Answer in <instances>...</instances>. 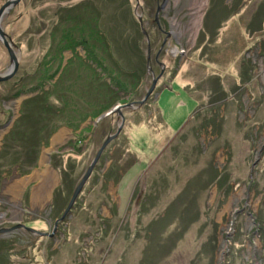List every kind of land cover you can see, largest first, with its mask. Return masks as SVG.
<instances>
[{
    "label": "rangeland",
    "instance_id": "obj_1",
    "mask_svg": "<svg viewBox=\"0 0 264 264\" xmlns=\"http://www.w3.org/2000/svg\"><path fill=\"white\" fill-rule=\"evenodd\" d=\"M8 1L0 0V8ZM128 1L134 16L129 32L135 34L136 0ZM162 1L140 0L139 13L151 39L149 65L156 73L165 71L164 78L144 105L124 111L121 135L106 147L77 199L80 204L58 223L53 237L24 229L0 233V251L4 241L12 244L7 264H264V26L256 32L248 28L257 10L264 13V0H226L224 4L215 0L216 7H225L226 12L223 7L220 12L227 17L216 42H210L216 15H207L209 0H168L162 24L179 34V54L185 59L176 74V61L169 53L159 58L166 68L154 61L165 37L155 22ZM105 2L21 0L5 17L2 27L21 50V57L17 74L0 82V150L4 136L21 115L22 103L36 93L14 97L25 81L36 83L42 78L40 64L51 46L59 6H90L88 17L99 23ZM206 18L210 27H204ZM140 40L141 53L136 48L130 53L140 64L137 56L144 57L143 73L139 84L124 96L128 102L143 99L153 82L148 65L145 69L146 38ZM77 53L86 56L82 47ZM74 55L66 51L63 66ZM9 65V52L0 39V73ZM194 99L201 108L196 112L202 117L197 119L193 118ZM209 107L219 108L213 121L205 125L203 109ZM94 120L89 117L77 130L59 128L41 148L37 165L26 174L17 166L7 171L1 166L0 228L24 223L53 233L97 150L119 123L114 114L86 130ZM83 132L86 138L79 141ZM212 163L229 177L231 187L226 195L215 180L211 183L212 170L206 172ZM113 165L119 166V173L110 181L104 179ZM66 167L70 175L62 183L61 170ZM190 202L198 209H191ZM170 204L169 211L175 204L177 208L168 214ZM142 208L148 213L139 216ZM197 210V218L192 219L191 212ZM163 215L161 222L171 226L163 234V228L156 229V238L148 241L142 227ZM155 225L148 228V234H155ZM137 228L140 232L131 236ZM211 243L214 249L209 258L206 251L210 252Z\"/></svg>",
    "mask_w": 264,
    "mask_h": 264
},
{
    "label": "trees",
    "instance_id": "obj_2",
    "mask_svg": "<svg viewBox=\"0 0 264 264\" xmlns=\"http://www.w3.org/2000/svg\"><path fill=\"white\" fill-rule=\"evenodd\" d=\"M60 1L65 2L68 0ZM105 1L104 16L101 14L99 23L93 17H88L87 7L90 6H80L81 4L71 5V7L67 5L59 6L58 11H56L57 22L53 24L54 30L50 37L51 46L40 64L43 71L41 80L36 83L25 81L15 91L14 97L22 93H36L25 100V103H22L20 117L16 120L9 133L4 136V146L0 150V168L4 164V170L7 171L10 166H17L16 169H19L21 174L28 173L31 168L37 165L41 148L47 145L51 136L59 128L66 126L77 130L89 117L94 120L115 104L128 103L124 96L134 90L139 84L138 80L141 79L144 62V57L142 56H137V60L141 59V64L138 61H134L132 58L133 54L131 55L130 51L136 48L141 53L139 47L140 38L145 37V35L137 16L135 17L137 18L135 19L137 29L133 28L135 34L129 32L132 30L129 23L134 20V16L130 15L128 0ZM80 7L81 10L79 11ZM216 18L213 21L215 27L213 29V40L210 42H216L218 29L227 20V17L223 18L222 21ZM257 18L259 19L258 23L255 21ZM204 25V27H210L207 21ZM263 26L264 13H259V10H257L248 28L250 31L256 32L262 31ZM79 47L86 51L85 57L77 53V48ZM68 50L73 51L75 55L63 66L64 53ZM134 54L138 55L139 53ZM146 66L147 58L145 59V69L147 70ZM62 68L63 70L58 80L53 82V78ZM29 85L30 88L28 89ZM47 85L49 86L48 89H46ZM195 103L193 118L195 116V119H197L199 116L202 117V115L196 112L200 105L197 100H195ZM218 108L209 107L203 109V111L207 112V115L203 118V124L207 125L213 121L212 118L216 117L215 110ZM93 127L94 125L92 124L86 127V130L91 131ZM85 132L78 135L79 141L86 138ZM73 145L76 144L73 143ZM99 165L97 164L96 166L98 167ZM69 168L72 167L70 166ZM209 169L210 171L212 170L211 183L215 180L217 186L223 188V193L225 192L226 195L231 187V185H227L229 181L228 175L226 173L222 174L213 166V163L211 167L208 166L206 172ZM4 170H0V179L1 172H4ZM119 171V166L114 167L113 165L112 168H109L104 173V179H109L110 181L114 174L119 173ZM61 174L62 183H65L68 179L67 176L70 175L67 167L61 170ZM184 191L186 190H183L180 194H184ZM180 201L182 202V200ZM192 203L188 204L189 207L193 210L198 209L197 205L195 203L192 205ZM78 204H80L79 201L75 204L76 208ZM172 204L168 205V211ZM176 208L177 205L175 204L172 207V211ZM172 211L170 210L168 214ZM145 212V208L144 210L142 208L139 216L145 214ZM196 212H200V210L192 211L191 215ZM165 216H159L157 219L152 218L149 225L147 224V228L145 225L142 227V230L146 229L147 231L148 241L156 238V229L163 228L164 231L161 233L163 234L171 226L168 222H161L165 219ZM196 218L197 216L194 214L192 219ZM186 221L190 223V220L187 219ZM155 223L159 226L163 225V227H157L158 225L156 226ZM152 225H155L153 229L154 235L148 234V232H151L148 228ZM124 228L127 232L130 229L128 226ZM139 232L140 230L137 228L132 232L131 236H135ZM9 243V241H4V252L0 251V264L8 263L9 251H11L12 247V244ZM213 249L214 244L211 243L210 252L208 249L206 251V255L209 258L212 256Z\"/></svg>",
    "mask_w": 264,
    "mask_h": 264
},
{
    "label": "water",
    "instance_id": "obj_3",
    "mask_svg": "<svg viewBox=\"0 0 264 264\" xmlns=\"http://www.w3.org/2000/svg\"><path fill=\"white\" fill-rule=\"evenodd\" d=\"M20 1L21 0H9L5 5H3L0 8V39L4 43L5 47L7 48L8 52H9V55H10V65L8 66V68L3 73H0V82H5V81L12 79L17 74V72L20 68V57H21L20 51L21 50L18 48L16 49V46L12 40V37L8 33H6L2 27V22L5 19V17L8 15L10 10L14 6H16L20 3ZM167 2H168V0H163L162 3L158 5V8H157V11L155 14V22L158 25H160L161 14L164 11V8H165ZM140 8H141L140 0H136V9H135L136 15L138 17V20L140 21V24L142 26V31H143V34L145 35L147 45H148L149 55H147V65H148V72L152 71V80H153L151 87L147 90L143 99H141L137 102L133 101V102H128V103L117 104L112 109H110L108 112L101 114L96 120H94L93 125L95 126L103 118H105L109 115H112V114H117L118 119H119V123H118V126H117L115 132L110 133L106 137L105 141L102 143L100 148L97 150V153H96L95 157L93 158V160L91 161L87 171L85 172V174L83 175L79 184L75 188L73 196L71 198V201H70L69 205L67 206L65 212L63 213L62 217L57 219L55 227L53 228V233L39 231L38 229L27 226L24 223H17L15 225H13L12 227L0 228V233L10 232V231L16 230V229H24V230L28 231L29 233L40 236V237H44V236L53 237L57 231L58 223L66 218V215L72 210L73 206L77 202L79 195L81 194L86 182L91 177L93 170L95 169L96 165L98 164L104 150L122 132L124 125H125V122H126L124 110H128V109L136 110V109L140 108L142 105H144L146 103V101L149 99V97L154 93V90H155L157 83L160 79V75L155 76L153 73L152 67L149 65L150 64L151 41H150V35L144 26L143 14L139 13Z\"/></svg>",
    "mask_w": 264,
    "mask_h": 264
},
{
    "label": "flooded vegetation",
    "instance_id": "obj_4",
    "mask_svg": "<svg viewBox=\"0 0 264 264\" xmlns=\"http://www.w3.org/2000/svg\"><path fill=\"white\" fill-rule=\"evenodd\" d=\"M225 1L226 0H223L222 4H224ZM215 5H216L215 0H209V8H208V11H207V15L209 16L212 13L213 14L212 16L217 15L216 19L219 20V21H222L223 13L220 12V10L223 7L224 8V12H226V9L222 5H221L222 6L221 8L216 7ZM162 17L163 16H161V18ZM206 20H207V24L209 25V20L208 19H206ZM157 27H158L159 31L161 32V34H164L165 37L163 39L161 49L156 53V55L154 57V61H155L156 65H158V67L162 66V67L166 68L165 64L161 63L159 58H160V54L165 53V52H166V54L169 53L170 57L172 59H174V61H176V63H175V66H176L175 69L176 70L173 73V74H176L177 71L179 70V67L182 65L183 61H185V59L181 60V57H180L181 54H179V53H182V52H180V47L182 46V44L180 42L181 38H180L179 34L171 33L170 32V30H171L170 26L168 27V25L166 23L162 24V19H160V25L157 24ZM152 42H153V38H152ZM164 69H163V71H164ZM152 70H153V73H154L155 76H159L160 75V79L158 81V82H160L164 78L165 71L162 72V69H161V71L159 73H156L155 70H154V66H152ZM169 80H171V79L169 78L166 81H169Z\"/></svg>",
    "mask_w": 264,
    "mask_h": 264
},
{
    "label": "crops",
    "instance_id": "obj_5",
    "mask_svg": "<svg viewBox=\"0 0 264 264\" xmlns=\"http://www.w3.org/2000/svg\"><path fill=\"white\" fill-rule=\"evenodd\" d=\"M218 35H219V34H218ZM218 35H217V36H218ZM174 80H176V79H174ZM176 81H177V80H176ZM176 83L179 84V85H184V83H183V82H180V81H179V82L177 81Z\"/></svg>",
    "mask_w": 264,
    "mask_h": 264
},
{
    "label": "bare ground",
    "instance_id": "obj_6",
    "mask_svg": "<svg viewBox=\"0 0 264 264\" xmlns=\"http://www.w3.org/2000/svg\"><path fill=\"white\" fill-rule=\"evenodd\" d=\"M40 190H41V189H40ZM40 190H38V192H37V193H39V191H40Z\"/></svg>",
    "mask_w": 264,
    "mask_h": 264
}]
</instances>
